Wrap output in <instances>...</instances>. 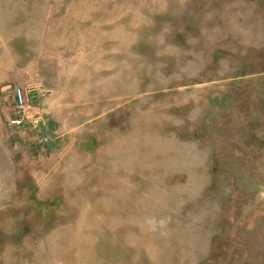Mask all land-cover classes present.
Instances as JSON below:
<instances>
[{
    "label": "rangeland",
    "instance_id": "rangeland-1",
    "mask_svg": "<svg viewBox=\"0 0 264 264\" xmlns=\"http://www.w3.org/2000/svg\"><path fill=\"white\" fill-rule=\"evenodd\" d=\"M0 264H264V0H0Z\"/></svg>",
    "mask_w": 264,
    "mask_h": 264
},
{
    "label": "built area",
    "instance_id": "built-area-1",
    "mask_svg": "<svg viewBox=\"0 0 264 264\" xmlns=\"http://www.w3.org/2000/svg\"><path fill=\"white\" fill-rule=\"evenodd\" d=\"M18 97H19V103L20 104H23L24 103V98H23L22 90L21 89L18 90ZM22 121H23V118L22 117L19 118V119H17V120L16 119H13L12 120V122H13L14 125H21L22 124ZM50 139H51L50 137H44L42 141L44 143H46V142L48 143L50 141Z\"/></svg>",
    "mask_w": 264,
    "mask_h": 264
}]
</instances>
